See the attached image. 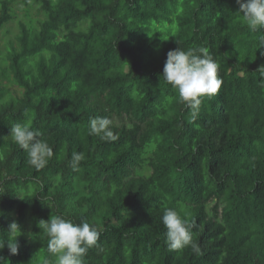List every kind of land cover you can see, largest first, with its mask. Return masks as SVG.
<instances>
[{
	"label": "trees",
	"instance_id": "trees-1",
	"mask_svg": "<svg viewBox=\"0 0 264 264\" xmlns=\"http://www.w3.org/2000/svg\"><path fill=\"white\" fill-rule=\"evenodd\" d=\"M15 1L2 0L0 30ZM26 1L46 19L21 23L7 47L22 94L0 81V239L12 222L23 233L18 254L0 256L55 264L39 222L62 216L100 232L83 264H264V30L236 15L237 0ZM180 47L206 48L223 81L195 117L162 77ZM94 117L126 122L105 141L88 134ZM15 123L52 147L43 169L9 137ZM73 151L84 154L75 171ZM165 208L199 252L169 249Z\"/></svg>",
	"mask_w": 264,
	"mask_h": 264
},
{
	"label": "clouds",
	"instance_id": "clouds-1",
	"mask_svg": "<svg viewBox=\"0 0 264 264\" xmlns=\"http://www.w3.org/2000/svg\"><path fill=\"white\" fill-rule=\"evenodd\" d=\"M240 12L236 13L252 31L264 30V0H237ZM240 13H243L242 15ZM264 44V36L261 37ZM128 63V62H126ZM129 64V63H128ZM130 65V64H129ZM219 65L204 47H181L170 50L164 65L162 77L177 92L179 99L192 109L195 117L201 104V98L213 96L219 92L223 84L218 75ZM264 73V66L259 69ZM112 121L107 117H94L89 121V135L100 136L102 140H115L117 137L111 130ZM43 134L30 123H15L10 127V138L21 149L25 150L28 162L37 170L43 169L53 156V149L42 138ZM84 159L83 153L73 151L71 165L78 170ZM163 224L167 229L166 244L170 250H179L191 246L199 252V246L193 241L191 226L182 218L177 210L165 208ZM39 227L48 236V251L55 256V264H83V258L90 248L99 246L100 232L88 221L75 223L62 216L41 220ZM7 237L0 239V251L8 248L12 255L19 252V237L23 234L16 222L10 224ZM0 264L9 262L0 256Z\"/></svg>",
	"mask_w": 264,
	"mask_h": 264
},
{
	"label": "rangeland",
	"instance_id": "rangeland-1",
	"mask_svg": "<svg viewBox=\"0 0 264 264\" xmlns=\"http://www.w3.org/2000/svg\"><path fill=\"white\" fill-rule=\"evenodd\" d=\"M1 2L2 0H0V13L2 9ZM10 13L13 16L12 21L0 30V81L12 95L19 97L22 94V91L14 85L13 77L8 69L9 63L6 58L8 51L7 47L11 42L18 46L17 36L20 33L21 23L27 24L30 28L36 29L39 27L40 22L46 19V16L38 10L37 5L27 2L26 0H16L13 2ZM112 121L121 124L126 122V119L113 117ZM149 161H151L150 158ZM139 174L148 176L150 174V168L148 165L145 166V169L139 172ZM213 205L214 203L209 205V210Z\"/></svg>",
	"mask_w": 264,
	"mask_h": 264
}]
</instances>
